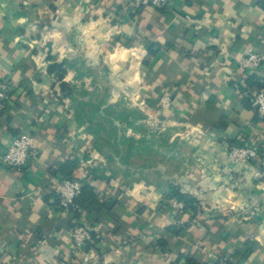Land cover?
<instances>
[{"label": "crops", "instance_id": "obj_1", "mask_svg": "<svg viewBox=\"0 0 264 264\" xmlns=\"http://www.w3.org/2000/svg\"><path fill=\"white\" fill-rule=\"evenodd\" d=\"M249 48L264 56V0H174L163 9H133L128 0H0V81L13 85L0 113V264H206L211 257L264 264V154L250 164L227 158L237 142L264 152V118L253 107L264 65L238 69ZM63 61L74 65L67 84L90 92L98 75L109 103L117 94L128 108L127 101L143 106L178 141L179 167L160 170L196 200V223L186 217L177 235L169 233L180 228L170 187L157 185L153 171L150 183L139 172L132 181L96 152L48 73ZM165 96L171 106L162 109ZM18 134L35 140L21 172L1 163ZM73 158L82 162L79 179L105 168L106 179L92 185L100 200L118 202L95 217L82 212L93 236L80 252L57 193L59 167Z\"/></svg>", "mask_w": 264, "mask_h": 264}, {"label": "trees", "instance_id": "obj_2", "mask_svg": "<svg viewBox=\"0 0 264 264\" xmlns=\"http://www.w3.org/2000/svg\"><path fill=\"white\" fill-rule=\"evenodd\" d=\"M72 67L74 65L68 61H63L60 64L52 63L48 68V73L57 78L62 91L71 101L78 125L84 128L87 134L96 141L94 146L96 152L104 155L108 163L116 170L125 167V175L132 181L137 179L134 175L139 172L141 178L150 183L148 176L153 171V174L157 176V185L165 184V186L170 187L172 195L185 204L188 212L183 217H189L190 222L194 218L196 219V200L187 194L181 193L172 181L164 178L166 175L160 170V167L166 170L169 167H179L180 161L177 160V157L182 153V146L178 141L170 142L168 131L158 135L154 133L149 135L143 124H136L139 121H144L146 114L138 109L126 107L122 101L115 104L109 103L110 97L107 89L104 93H99V91L90 93L83 88L67 84L64 79ZM253 84L258 88H264V80L256 79ZM2 112L0 113L2 114ZM128 129H132L134 133H140L141 137L137 139L135 136H127ZM236 144L245 145V143L240 142L234 145ZM156 145L158 149H156ZM117 159H119V164ZM81 164L82 162L77 158L70 159L59 167L58 172L64 178H77L75 174ZM105 172V168L91 170L87 179L83 181L81 194L76 200L81 210L92 217L103 211L111 212L118 204L117 200H100L96 188L92 185V181L106 179ZM112 174L115 175L114 172ZM80 217L81 214L75 212L74 218L70 219L72 228L75 225L74 220L80 221ZM179 229L181 227L178 229L169 228L168 232L177 235ZM160 246L164 249L167 247V243L160 241ZM88 247L89 245L86 249Z\"/></svg>", "mask_w": 264, "mask_h": 264}, {"label": "built area", "instance_id": "obj_3", "mask_svg": "<svg viewBox=\"0 0 264 264\" xmlns=\"http://www.w3.org/2000/svg\"><path fill=\"white\" fill-rule=\"evenodd\" d=\"M174 0H128V6L133 9H140L144 7H152L156 9H163ZM186 20L190 21L191 16L187 15ZM264 65V56L249 48L245 55L238 63V69L241 72L256 73L262 69ZM13 85L9 80L0 81V112L5 108V102L9 98ZM144 103H142L143 105ZM158 106L162 109H167L171 106V99L168 96L161 98ZM253 107L256 109L258 115L264 118V88L256 90L253 93ZM35 140L30 135L18 134L16 135L6 152L1 158L3 166L11 170L21 172L26 161L34 149ZM264 154L263 150L256 145L236 144L230 147L228 151V161L231 164H250L261 158ZM256 178H262L263 173L256 172ZM83 179L79 178H64L58 185V206L61 213L70 219L74 218L75 212L82 214L81 208L77 205L76 200L81 194L83 188ZM167 203L175 211L177 215V226L185 225L183 215L188 212L183 202L178 201L174 197H169ZM74 227L72 228L71 239L75 244L78 252L84 251L86 247L92 242V230L83 225L81 221L74 220ZM197 219H193L192 223H196ZM206 264H219L218 261L211 257Z\"/></svg>", "mask_w": 264, "mask_h": 264}, {"label": "rangeland", "instance_id": "obj_4", "mask_svg": "<svg viewBox=\"0 0 264 264\" xmlns=\"http://www.w3.org/2000/svg\"><path fill=\"white\" fill-rule=\"evenodd\" d=\"M97 66H100V65H97ZM113 70H115V69H113ZM107 74H108V76H109V78H111V77H115V76H113L112 74H114V73H112L111 71L108 73L107 72ZM95 79H96V83L92 86V88H91V91H90V93H95L96 91H99V93H104V91L107 89V85H106V83L105 82H103L102 80H101V78L98 76V75H96L95 76ZM111 80V79H110ZM115 81H117L116 79H114ZM86 87V86H85ZM83 85H79V88H83L84 90H87L86 88H85ZM109 89V88H108ZM107 89V90H108ZM109 91H110V89H109ZM115 98H118L117 100V102H119V98L120 97H118L117 96V94H115V96H114V100H115ZM110 100H112V99H110ZM132 101H130V102H128L127 101V104L129 105V106H131V108H133V109H138V110H140L141 112H143L140 108H142V107H139V106H134L133 105V102L131 103ZM111 103H116V102H112L111 101ZM134 107H137V108H134ZM153 113V112H152ZM149 115V114H148ZM147 118V121H145L144 122V124H145V126H146V129L148 130V134L149 135H151L152 133H154V134H162V133H166L167 132V130L164 128V127H162L161 125H159V123H158V119H156L157 117H156V115L153 113L152 115H150V116H148V117H146ZM128 132L129 131H127V134H128ZM129 135L130 136H133V133H129ZM137 135H139L140 136V134L138 133ZM171 135V134H170ZM148 138H150V137H148ZM156 149H158V146L156 145Z\"/></svg>", "mask_w": 264, "mask_h": 264}]
</instances>
